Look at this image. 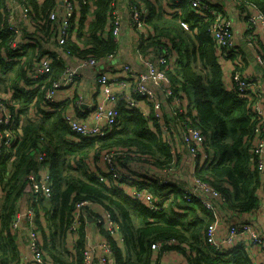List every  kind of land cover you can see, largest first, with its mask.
Returning <instances> with one entry per match:
<instances>
[{
	"label": "trees",
	"instance_id": "obj_1",
	"mask_svg": "<svg viewBox=\"0 0 264 264\" xmlns=\"http://www.w3.org/2000/svg\"><path fill=\"white\" fill-rule=\"evenodd\" d=\"M144 1L153 10L146 21L156 36L152 35L146 40L142 51L160 42L161 37L170 38L179 54L174 75V82L180 84L177 92L183 90L191 101L188 111L194 109L195 125L205 136L204 147L208 159L197 175L210 181L222 192L226 197L227 211L245 213L256 210L260 203V179L254 168L252 147L260 117L253 115L251 105L258 97L253 92L245 96L226 87L225 70L221 62L224 55L234 59L237 52L217 46L208 32L213 18L209 10L197 13L188 1L169 0L173 6L181 7V13H171L166 19L156 17L155 7L151 8V2ZM236 1L239 8L248 13L247 18L253 6L264 13V0ZM2 2L4 0H0V4ZM108 2L96 0L95 20L91 23L90 38L86 40L92 46L84 54L102 57L117 52L118 45L107 25ZM51 3L48 1L46 6ZM83 6L87 10L88 5L85 3ZM220 13L225 14L221 10ZM181 21L189 23V30L182 27ZM258 31L255 30L257 35ZM103 33L105 35L101 36ZM259 42L255 40L256 44ZM72 48L74 51L78 49L77 46ZM44 50L41 45L30 44L25 60L18 63L5 61L0 50V72L4 75L3 79L11 80V87L15 89L14 103L10 107L16 113L13 127L16 140L0 156V264H17L19 261L16 235L11 225L16 210L28 193L26 190L30 182L27 176L36 172L41 165L34 152L41 146L47 150L48 158L42 163L50 167L53 189L51 209H42L50 234L60 243L65 241L67 244L75 204L87 199L102 203L104 209L119 219L116 231L124 238V248L118 245L109 232H104L114 248L113 256L117 264H161L159 254L171 250L183 255L184 262L181 264H255L245 240L225 254L213 249L205 234L216 219L214 213L196 197L190 204L185 202L182 199L184 186L181 184L175 187L170 185V181L160 184L158 179H152L150 185L155 196L172 194L168 205L154 212L148 204L132 197L125 189L113 183L106 184L88 172V157L92 149L105 151L121 148L133 156L139 154L152 158V164L159 168L172 165L179 167V160L163 137L149 128L148 121L137 108L122 109L118 120L120 128L105 136L85 138L72 132L64 117L67 113L66 100L54 103L52 110L48 109L45 100L51 80L61 74L65 61L57 59L50 79L42 76L41 84L32 87L29 75L38 66L36 57ZM260 50L258 54L262 52ZM4 84L5 87L0 86V94L10 83L5 81ZM30 106L35 111V117H23ZM171 186L173 189L168 190ZM39 213L38 210L37 218L40 221ZM85 244L86 237L82 233L75 246V259L71 263L59 258L56 261L59 264H83ZM157 244L160 245L159 249L156 248ZM49 251L52 257H56L52 248Z\"/></svg>",
	"mask_w": 264,
	"mask_h": 264
},
{
	"label": "built area",
	"instance_id": "obj_2",
	"mask_svg": "<svg viewBox=\"0 0 264 264\" xmlns=\"http://www.w3.org/2000/svg\"><path fill=\"white\" fill-rule=\"evenodd\" d=\"M48 1H52L50 6H46ZM185 1H188L193 11L197 13L209 10L213 14L208 32L217 46L225 47L226 51L237 50L238 43L233 22L227 13H220V10L224 12L221 4L212 3L210 0ZM85 3L88 5L87 10H84ZM108 4L107 25L118 49L115 53L98 57L92 53L84 54L92 46L87 44L86 40L90 38L91 23L95 20L96 0H4L0 4V50L5 56L4 60L16 63L24 61L25 53L30 50V44L43 46L45 50L36 57L35 63L38 66L29 75L32 87L36 88L41 84L40 77H48L49 80L55 61L63 59L65 67L57 78L51 80L52 83L45 93V100L50 110L53 109L54 103L66 100L65 120L70 130L82 137L105 136L114 129L120 128L118 120L122 109H139L141 115L148 121L149 128L162 136L172 147L173 152L175 151L179 167L172 165L159 168L152 164V158L139 154L133 156L121 148L105 151L92 149L88 157V172L106 184L113 183L125 189L132 197L143 201L157 212L168 205L172 194L155 196L150 183L155 178L160 184L170 181V185L180 186L176 177L180 176L184 163L181 151L187 150L192 168L188 173L189 183L181 184L184 186L182 199L190 204L193 202V197L198 198L218 219L219 209L227 210L226 197L210 181L197 175V171L208 159V154L204 147L205 136L195 125L196 112L194 109L188 111L191 101L183 90L177 92V86L180 84L174 82L179 58L177 50L174 49L169 37H161L160 42L142 51V45L146 40L152 35L156 36L153 28L147 24L146 19L152 9L144 0H109ZM253 8L254 12L247 18L250 30L246 31L245 38L248 39L249 45L255 47V40L258 38L255 30L264 32V13L256 6ZM123 9L127 10L129 25L136 33L137 52L139 60L143 63L142 70L128 62H123L117 67L112 62L121 47L119 40L122 35ZM79 12L80 18L77 23ZM181 25L185 30H189L187 21H181ZM104 35L105 33L101 34ZM74 46L78 47L76 51L72 48ZM258 59L264 63V56L261 53ZM84 69L91 71L95 83L100 88L97 98L87 102L83 95L78 96L77 99L58 95L61 90L77 89ZM92 69H95V72H92ZM231 78L229 86L231 89L245 96H250V92H253L258 97V100L251 105L253 115L260 117L252 147L255 157L254 168L258 171L260 179L258 187L260 203L254 211H259L263 228L247 221L232 222L224 225L219 232L214 222L209 225L205 236L213 249L222 254L228 253L239 242L245 240L252 257L256 256L258 251L261 254L263 252V258H260L258 264H264V99L258 94L262 92V85L257 77L245 75L237 62ZM14 92L15 89L7 86V89H2L0 94V156L16 140L13 130L16 113L10 107L14 103ZM23 117H35L34 109L30 106L28 113ZM34 152L41 165L36 172L28 174L27 178L30 182L27 187L28 198L25 203L21 202L11 225V230L16 236L24 223L28 230L27 239L18 245L17 264H44L46 246L51 242V234H48L49 226L45 220L46 214L42 209L50 210L52 207L51 171L48 164L42 163L48 158L45 146L39 147ZM1 187L0 184V196ZM171 189L173 186L168 190ZM97 207L101 208L104 214L94 213ZM104 208L102 203L87 199L75 204L68 236L73 247L77 245L83 229L86 228L87 211L94 215V221L102 232L107 231L114 237L119 219H115L112 213ZM38 210L41 222L37 218ZM40 231L47 232L45 241L40 237ZM85 237L83 264H112L110 258L114 254V248L110 240L93 242L90 241L87 233Z\"/></svg>",
	"mask_w": 264,
	"mask_h": 264
},
{
	"label": "crops",
	"instance_id": "obj_3",
	"mask_svg": "<svg viewBox=\"0 0 264 264\" xmlns=\"http://www.w3.org/2000/svg\"><path fill=\"white\" fill-rule=\"evenodd\" d=\"M151 2V6H154L156 9L155 16L161 17V18H168V15L171 13L173 14H180L181 13V7H177L176 5L173 6V3L169 2V0H148ZM212 3L221 4L224 8V12L229 15L233 22V28L235 31L236 40L238 43L236 53V57L234 59H230L226 57L227 55H224L221 57V62L223 64L224 70H225V81H226V87L230 86L231 84V74L235 67V63L237 62L239 64L240 69H242L243 73L247 76H255L260 81V85H262V92H259L260 98L262 97L264 99V63L260 62L258 59V50H261V55L264 56V32L262 30H259V35L257 40L260 41L259 43H255V47H252L248 43V39L245 38L246 31L250 30L247 25V12L246 10H242L239 8L236 0H210ZM152 8V7H151ZM254 8L249 11V13L254 12ZM153 11V10H152ZM127 10L123 9V21H122V35L120 37V43L121 47L118 51V54L115 56L114 60L112 61L116 67L119 66L123 62L131 63L133 66L139 68L140 70L143 69V63L139 60L137 48L138 43L135 36V31L132 29V27L129 25V17H128ZM175 24V22H174ZM240 53V55L238 54ZM92 72H95V69H92ZM100 88L95 83V78L92 75L91 71L84 69L81 72L80 75V82L75 90H61L58 95L63 96L67 95L68 97H76L83 95L84 99H86L87 102H90L91 100H94L99 95ZM181 155L184 159V163H182L181 167V173L179 177L177 178V181L180 184H188V173L190 169L192 168V162L189 159V153L187 150H182ZM29 192V190H26ZM261 193V192H260ZM28 193L24 196V199L22 200L23 203L27 201ZM24 208V207H21ZM103 213V210L99 207L95 209V212ZM219 217L218 219H215V223L217 226V229L219 232L222 230L224 225H228L229 223H241L244 221L254 223L255 226L259 228H263L262 224V217L259 213V211H254L253 213H235L232 211H227L224 208H220L219 211ZM88 215V222L85 229H83L84 235L87 233L90 241L93 242H101L105 241L107 239V236L104 232L100 229V227L95 223L94 221V215L87 211ZM50 235V233H48ZM47 236V232L40 231V237L45 241ZM28 237V230L27 225L24 223L20 230L17 232L16 241L19 245L20 243L24 242ZM51 242L46 246V257L44 264H59L56 260L57 258L66 261V263H71L72 260L75 259V253L76 249L71 244L70 240L65 243V241L59 242L60 240L55 239L50 235ZM115 241L118 243V245L121 248H124V238L122 237L121 233L116 231L114 235ZM50 248H52L54 254L56 257H52L50 254ZM156 248H160V245L156 246ZM125 250V249H124ZM161 251V250H160ZM159 251V252H160ZM263 254V252H262ZM260 251L257 252L256 256H251L254 260L255 264H258L260 261V258H263V255ZM160 256V257H159ZM159 258L161 261V264H169V263H182L184 262V257L181 253L171 250V251H165L162 254H159ZM157 257V256H156ZM110 262L112 264H117L115 260V256L112 255L110 258ZM34 264V263H30Z\"/></svg>",
	"mask_w": 264,
	"mask_h": 264
},
{
	"label": "rangeland",
	"instance_id": "obj_4",
	"mask_svg": "<svg viewBox=\"0 0 264 264\" xmlns=\"http://www.w3.org/2000/svg\"><path fill=\"white\" fill-rule=\"evenodd\" d=\"M79 18H80V12H79L78 17H77V23H79ZM12 74H14V72H13ZM12 74H8L7 76L12 75ZM3 77H4V75H2L1 72H0V86H1V88H2V87H5V84H4L5 81H8V82L10 83L8 86H12L11 80H9V79H7V78L3 79ZM3 90H6V88H3ZM66 240L69 241L70 238H69V239H66ZM70 241H71V240H70ZM74 248H75V247H74ZM75 249H76V248H75ZM76 251H77V250H76ZM83 251H84V250H83Z\"/></svg>",
	"mask_w": 264,
	"mask_h": 264
}]
</instances>
